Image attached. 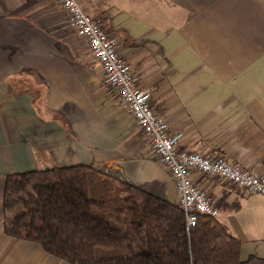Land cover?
Here are the masks:
<instances>
[{
	"label": "crops",
	"instance_id": "crops-1",
	"mask_svg": "<svg viewBox=\"0 0 264 264\" xmlns=\"http://www.w3.org/2000/svg\"><path fill=\"white\" fill-rule=\"evenodd\" d=\"M102 21L181 147L264 175V0H77ZM78 165L176 203L118 92L56 0H0V264H71L3 232L7 176ZM217 219L264 259V196L195 174Z\"/></svg>",
	"mask_w": 264,
	"mask_h": 264
},
{
	"label": "trees",
	"instance_id": "trees-1",
	"mask_svg": "<svg viewBox=\"0 0 264 264\" xmlns=\"http://www.w3.org/2000/svg\"><path fill=\"white\" fill-rule=\"evenodd\" d=\"M3 206L6 236L71 264H264L217 218L188 229L178 203L91 166L10 174Z\"/></svg>",
	"mask_w": 264,
	"mask_h": 264
},
{
	"label": "built area",
	"instance_id": "built-area-1",
	"mask_svg": "<svg viewBox=\"0 0 264 264\" xmlns=\"http://www.w3.org/2000/svg\"><path fill=\"white\" fill-rule=\"evenodd\" d=\"M66 11L70 24L84 39L102 72V83L118 92L121 103L141 129L143 138L170 173L188 229L198 224L200 215L217 218L215 208L204 190L195 182V174L219 177L249 194L264 196V175L244 169L223 156L210 157L181 147L182 132H171L153 108V91L143 88L104 29L102 21L88 16L77 0H56Z\"/></svg>",
	"mask_w": 264,
	"mask_h": 264
},
{
	"label": "rangeland",
	"instance_id": "rangeland-1",
	"mask_svg": "<svg viewBox=\"0 0 264 264\" xmlns=\"http://www.w3.org/2000/svg\"><path fill=\"white\" fill-rule=\"evenodd\" d=\"M157 161L159 162V159L157 158ZM160 163V162H159ZM161 165V164H160ZM162 166V165H161ZM163 167V166H162ZM177 195V194H176ZM176 200H177V198H176ZM176 203H177V201H176Z\"/></svg>",
	"mask_w": 264,
	"mask_h": 264
}]
</instances>
